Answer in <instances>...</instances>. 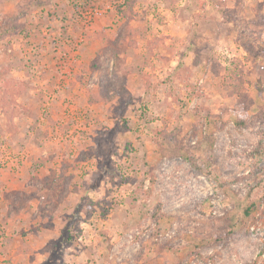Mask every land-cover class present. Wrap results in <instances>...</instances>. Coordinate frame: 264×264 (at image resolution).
<instances>
[{
  "label": "rangeland",
  "instance_id": "1",
  "mask_svg": "<svg viewBox=\"0 0 264 264\" xmlns=\"http://www.w3.org/2000/svg\"><path fill=\"white\" fill-rule=\"evenodd\" d=\"M263 112L264 0H0V264H264Z\"/></svg>",
  "mask_w": 264,
  "mask_h": 264
},
{
  "label": "trees",
  "instance_id": "2",
  "mask_svg": "<svg viewBox=\"0 0 264 264\" xmlns=\"http://www.w3.org/2000/svg\"><path fill=\"white\" fill-rule=\"evenodd\" d=\"M243 108L245 109L247 107L244 106ZM239 120L240 121L237 122V125L239 126L238 128L241 129V127H243L245 125V122H244V119H239ZM259 121L264 123V112L262 113V116H260ZM260 141L261 142H258V147L256 146V148H255V157L257 156L258 160L263 158V153H264V140L262 138H260ZM168 148H169V150L163 151L165 156H169V157L174 156L175 155V147L169 146ZM198 155H199V153L196 154V152L193 151L192 156L188 155V156H186V158L189 159L190 157L194 158L195 156H197V159H198ZM207 165L209 167L206 171L207 176L211 179V181L214 183L216 188L223 189L224 186L228 184V182L226 180L221 179L219 172H217L215 170V168L211 164V162H207ZM245 194L248 198V200H247L248 202L244 206L243 215H245L247 218H246V223H245V221L243 222L241 230H243V229L246 230V226H251L256 222V220H254V217L252 215H253V211L259 206V204H256L254 194H259V195L264 197V175L262 177H260L254 183V185H249L246 189ZM211 218H212V221L210 222L209 227H212L215 225V228L217 229V231L222 235V239L229 238L232 232L228 228L227 229H225V227L220 228L221 226L217 227V225L220 223V221L217 218H215L214 216H212ZM249 218H250V220H249Z\"/></svg>",
  "mask_w": 264,
  "mask_h": 264
},
{
  "label": "crops",
  "instance_id": "3",
  "mask_svg": "<svg viewBox=\"0 0 264 264\" xmlns=\"http://www.w3.org/2000/svg\"><path fill=\"white\" fill-rule=\"evenodd\" d=\"M23 75H24V73H23Z\"/></svg>",
  "mask_w": 264,
  "mask_h": 264
},
{
  "label": "built area",
  "instance_id": "4",
  "mask_svg": "<svg viewBox=\"0 0 264 264\" xmlns=\"http://www.w3.org/2000/svg\"><path fill=\"white\" fill-rule=\"evenodd\" d=\"M55 138V137H54Z\"/></svg>",
  "mask_w": 264,
  "mask_h": 264
}]
</instances>
